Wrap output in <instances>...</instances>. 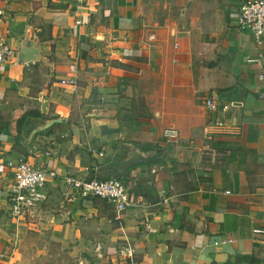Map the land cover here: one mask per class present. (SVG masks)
Listing matches in <instances>:
<instances>
[{"label":"crops","instance_id":"obj_1","mask_svg":"<svg viewBox=\"0 0 264 264\" xmlns=\"http://www.w3.org/2000/svg\"><path fill=\"white\" fill-rule=\"evenodd\" d=\"M239 1L0 0L15 56L0 63V162L54 173L46 199L11 218L0 172V237L12 248L0 264H44L31 248L52 245L73 264H264V233L253 232L264 230V39L233 23ZM24 40L40 60L16 62ZM206 98L241 105L222 114ZM26 109L42 117L14 145L11 121ZM32 118L60 121L25 146ZM123 145L164 161L126 169L132 207L116 218L98 197L65 200L70 176L119 177L108 163Z\"/></svg>","mask_w":264,"mask_h":264},{"label":"built area","instance_id":"obj_2","mask_svg":"<svg viewBox=\"0 0 264 264\" xmlns=\"http://www.w3.org/2000/svg\"><path fill=\"white\" fill-rule=\"evenodd\" d=\"M75 1L81 3L84 0ZM232 20L238 29H249L255 43L260 44L264 39V0H240L232 13ZM8 34L9 30L0 28V63L10 62L15 58L14 50L7 42ZM247 60L251 61L253 59ZM257 79L264 80V72H259ZM60 82L62 84L73 83V79L60 80ZM204 105L210 110L220 109L223 114L232 107L240 106L241 102L236 100L218 104L215 100L206 98ZM206 126H211L217 131L224 129L222 120H210ZM203 132L205 133L204 136L209 138L210 132L206 128H204ZM175 134L172 129H167L163 132V136L166 138L174 137ZM0 172H5L11 177L5 197L11 218L22 217L39 206L46 199L45 183L54 176L53 172L45 171L43 168L35 167L29 162L20 159H7L4 162H0ZM65 184L67 191L63 193V197L66 201L71 202V200L77 198L98 197L112 206L116 218L121 212L134 205L123 182L116 177L100 180L97 178L82 179L70 176L66 178ZM253 232L264 233V230L253 229ZM95 250L97 255H99V244L96 245ZM118 252L122 255H129L131 250L121 247Z\"/></svg>","mask_w":264,"mask_h":264},{"label":"water","instance_id":"obj_3","mask_svg":"<svg viewBox=\"0 0 264 264\" xmlns=\"http://www.w3.org/2000/svg\"><path fill=\"white\" fill-rule=\"evenodd\" d=\"M41 56L39 53V49L37 46V43L32 40H24L22 47L19 49L17 56H16V62L18 63H24V62H30V61H37L40 60ZM92 116H105V113H100L99 111H95L91 114ZM36 123L30 127V129L27 131L26 136L23 138L22 143L27 146L29 142L32 140L35 134L45 130L48 128L51 124L59 122V119L53 118V119H42V118H32ZM122 148H125V150L122 152H115L116 154H113L112 157L116 160H112L108 163L110 166H114L117 168L119 177L121 178L126 171L127 168H129L132 165L137 164H146V163H154V161H161L164 162L163 159L157 155L151 154V153H144L139 150H137L133 146H126L123 145Z\"/></svg>","mask_w":264,"mask_h":264},{"label":"rangeland","instance_id":"obj_4","mask_svg":"<svg viewBox=\"0 0 264 264\" xmlns=\"http://www.w3.org/2000/svg\"><path fill=\"white\" fill-rule=\"evenodd\" d=\"M113 176V175H112ZM101 179V177L99 178ZM8 232L2 233V238L0 237V258L8 257L11 255L12 248H9V243L6 239H8ZM6 235V236H5ZM5 239V240H3ZM32 253H39L41 256L45 258L44 264H73L71 251L68 249L58 248L55 246L49 247H33ZM22 255H27L25 251L27 249H20ZM241 264H245L241 262Z\"/></svg>","mask_w":264,"mask_h":264},{"label":"trees","instance_id":"obj_5","mask_svg":"<svg viewBox=\"0 0 264 264\" xmlns=\"http://www.w3.org/2000/svg\"><path fill=\"white\" fill-rule=\"evenodd\" d=\"M42 117V114L39 113L37 110H31V109H26L23 110L21 112H16L14 113V117L13 120L11 121V132H12V139H13V144H20L21 141V137L20 135L23 133V126H25L27 124V118L28 117ZM117 178L118 175H116ZM103 179V178H102ZM100 179V180H102ZM107 179V178H104ZM121 181H125V177L123 176L122 178H119ZM237 261L241 260V259H247L249 262L251 261L253 264H258V262H260L258 259H255L254 257L250 256V255H241V256H237L236 257ZM231 264V263H229Z\"/></svg>","mask_w":264,"mask_h":264}]
</instances>
